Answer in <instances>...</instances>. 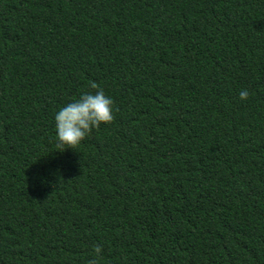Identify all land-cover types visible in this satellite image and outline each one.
Instances as JSON below:
<instances>
[{
  "label": "trees",
  "instance_id": "obj_1",
  "mask_svg": "<svg viewBox=\"0 0 264 264\" xmlns=\"http://www.w3.org/2000/svg\"><path fill=\"white\" fill-rule=\"evenodd\" d=\"M93 258L264 264V0H0V264Z\"/></svg>",
  "mask_w": 264,
  "mask_h": 264
},
{
  "label": "clouds",
  "instance_id": "obj_2",
  "mask_svg": "<svg viewBox=\"0 0 264 264\" xmlns=\"http://www.w3.org/2000/svg\"><path fill=\"white\" fill-rule=\"evenodd\" d=\"M89 87L94 91H82L76 99L65 103L55 112L54 129L58 145L73 148L91 129L112 121V97L106 95L95 82H90ZM248 95L247 89L238 93L241 100L247 99ZM88 264H96L95 258L89 260Z\"/></svg>",
  "mask_w": 264,
  "mask_h": 264
}]
</instances>
